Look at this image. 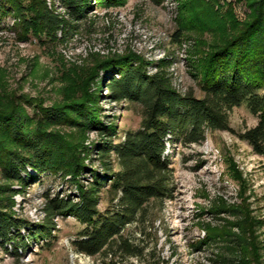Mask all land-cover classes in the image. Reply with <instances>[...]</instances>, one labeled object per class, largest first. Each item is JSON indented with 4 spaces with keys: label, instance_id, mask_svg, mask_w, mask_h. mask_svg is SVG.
I'll list each match as a JSON object with an SVG mask.
<instances>
[{
    "label": "trees",
    "instance_id": "trees-1",
    "mask_svg": "<svg viewBox=\"0 0 264 264\" xmlns=\"http://www.w3.org/2000/svg\"><path fill=\"white\" fill-rule=\"evenodd\" d=\"M119 1L60 0L68 17L45 0H0V10L26 32L54 38L60 28L70 33L78 27L95 4L109 6ZM212 1H206L207 10L200 15L219 21L218 32L208 42L201 61L202 96L191 89L179 92L161 71L147 73L145 62L133 54L98 59L97 66L109 70L103 84L109 100L142 106L139 127L126 130L122 138H117L113 122L101 119L97 98L88 93L50 104L14 94L0 104L1 248L14 243L17 251L27 248L29 240L49 241L55 237L56 217L74 215L82 227L71 243L78 252L98 258L97 264H167L160 256L151 262L157 238L153 240L147 223L150 204L172 196L175 187L166 154L169 142L199 143L207 130H229L264 156V0H236L247 8L244 18L233 12L231 2L215 8ZM180 33L178 28L177 38ZM243 102L258 120L237 131L229 123V111ZM63 127L96 130L100 138L88 148L70 141L61 131ZM86 158L99 162V168ZM85 173L91 175L86 184L80 180ZM49 174L65 178L76 191L46 193L42 219L24 223L15 214L14 194ZM16 182L20 188L13 186ZM104 190L111 194L112 203L100 209ZM214 207L216 213L226 212L234 218L224 227L206 225L198 244L214 243L218 261L258 264L255 221L247 205ZM130 226H136V231L126 232ZM22 227L31 230L24 235Z\"/></svg>",
    "mask_w": 264,
    "mask_h": 264
},
{
    "label": "rangeland",
    "instance_id": "rangeland-1",
    "mask_svg": "<svg viewBox=\"0 0 264 264\" xmlns=\"http://www.w3.org/2000/svg\"><path fill=\"white\" fill-rule=\"evenodd\" d=\"M206 1L209 0H121L109 6L95 4L78 27L70 33L60 28L54 38L26 32L16 19L0 10V104L14 94L50 104L88 93L97 98L101 119L113 122L117 138H122L126 130L139 127L142 106L109 100L103 86L109 70L98 67V59L133 54L145 62L147 73L161 71L179 92L191 89L196 96H202L201 61L219 24L217 17L200 18L207 10ZM45 2L68 17L60 0ZM212 2L215 8L231 2L233 12L239 18L245 17L247 8L242 1ZM178 28L181 33L177 38ZM257 120L244 102L229 111V123L237 131L253 126ZM61 131L73 143L88 148L100 138L96 130L63 127ZM166 154L175 187L172 196L150 204L151 219L147 224L153 240L157 238L151 262L160 256L167 264H232L216 259L214 243L199 245L198 241L205 236L206 225L224 227L234 218L226 212L216 213L215 204L244 202L255 221L258 264H264V156L236 134L220 129L207 130L199 143L169 142ZM86 162L100 166L88 158ZM29 171L34 172L31 168ZM90 178L89 173L80 176L84 184ZM13 186L20 188L17 182ZM75 191V185L60 175H42L14 194L15 214L24 223H37L44 214L46 193ZM111 203V194L102 191L99 208ZM55 220V237L39 243L29 240L27 248L17 251L14 243H8L7 249L0 247V264H97L98 258L78 252L71 243L82 223L74 215H58ZM29 230L22 227L21 233L27 235ZM129 231H136V226H130L126 232ZM129 261L136 263L135 258Z\"/></svg>",
    "mask_w": 264,
    "mask_h": 264
}]
</instances>
